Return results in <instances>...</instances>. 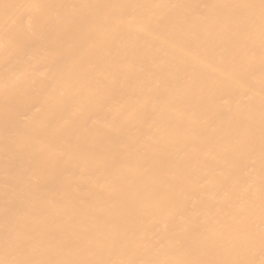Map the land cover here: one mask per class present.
I'll use <instances>...</instances> for the list:
<instances>
[{"label": "bare ground", "instance_id": "6f19581e", "mask_svg": "<svg viewBox=\"0 0 264 264\" xmlns=\"http://www.w3.org/2000/svg\"><path fill=\"white\" fill-rule=\"evenodd\" d=\"M0 264H264V0H0Z\"/></svg>", "mask_w": 264, "mask_h": 264}]
</instances>
